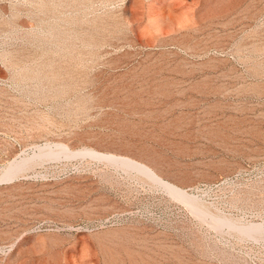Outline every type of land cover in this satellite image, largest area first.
<instances>
[{
    "label": "rangeland",
    "instance_id": "374dc122",
    "mask_svg": "<svg viewBox=\"0 0 264 264\" xmlns=\"http://www.w3.org/2000/svg\"><path fill=\"white\" fill-rule=\"evenodd\" d=\"M0 264H264V0H0Z\"/></svg>",
    "mask_w": 264,
    "mask_h": 264
}]
</instances>
